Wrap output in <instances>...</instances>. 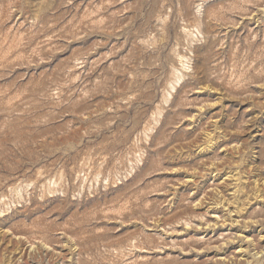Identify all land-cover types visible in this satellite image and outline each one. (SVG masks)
<instances>
[{"label": "rangeland", "instance_id": "1", "mask_svg": "<svg viewBox=\"0 0 264 264\" xmlns=\"http://www.w3.org/2000/svg\"><path fill=\"white\" fill-rule=\"evenodd\" d=\"M0 264H264V0H0Z\"/></svg>", "mask_w": 264, "mask_h": 264}, {"label": "bare ground", "instance_id": "2", "mask_svg": "<svg viewBox=\"0 0 264 264\" xmlns=\"http://www.w3.org/2000/svg\"><path fill=\"white\" fill-rule=\"evenodd\" d=\"M230 3H231V2H230ZM235 3H236V2H235ZM207 13H208V12H207ZM189 181H190V180H189ZM209 185H210V184H209ZM211 185H212V184H211ZM207 187H209V186H207ZM207 187H206V188H207ZM211 187H212V186H211ZM206 188H205V189H206ZM209 188H210V187H209ZM203 190H204V189H203ZM208 190H210V189H208ZM207 192H208V191H207ZM179 199H180V198H179ZM187 204H188V203H187ZM194 206H195V205H194ZM200 207H201V206H200ZM215 210H216V209H215ZM213 212H214V211H213ZM211 213H212V212H211ZM212 218H213V217H212ZM209 219H210V218H209ZM214 220H215V219H214ZM220 220H221V219H220ZM223 220H224V219H223ZM221 222H222V221H221ZM222 224H225V223L222 222ZM234 224H235V223H234ZM218 225H219V224H218ZM237 225H238V224H237ZM212 226H213V225H212ZM223 226H224V225H223ZM221 227H222V225H221ZM222 228H223V227H222ZM227 231H228V230H227ZM224 234H225V233H224ZM222 235H223V234H222ZM245 238H246V237H245ZM247 239H248V238H247ZM220 241H221V239H220ZM245 241H247V240H245ZM209 243H210V242H209ZM214 244H215V243H214ZM251 244H252V243H251ZM206 245H207V244H206ZM209 245H210V244H209ZM254 245H255V244H254ZM249 246H250V245H249ZM250 247H252V246H250ZM253 247H254V246H253ZM42 248H43V247H42ZM217 248H218V247H217ZM43 250H44V249H43ZM45 250H47V249L45 248ZM254 250L256 251V248H255V247H254L253 251H254ZM47 251H48V250H47ZM242 251H243V250H242ZM242 251L237 250V252H236L237 255H238V254H241V256H243V255H242V253H243ZM45 252H46V251H45ZM253 253H254V252H253ZM255 253H257V252H255ZM238 256H240V255H238Z\"/></svg>", "mask_w": 264, "mask_h": 264}]
</instances>
